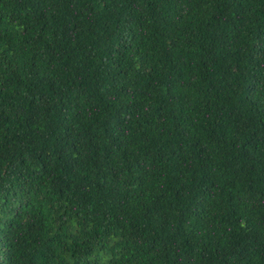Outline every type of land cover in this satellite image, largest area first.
I'll list each match as a JSON object with an SVG mask.
<instances>
[{
	"label": "trees",
	"instance_id": "16d2710c",
	"mask_svg": "<svg viewBox=\"0 0 264 264\" xmlns=\"http://www.w3.org/2000/svg\"><path fill=\"white\" fill-rule=\"evenodd\" d=\"M0 264H264V0H0Z\"/></svg>",
	"mask_w": 264,
	"mask_h": 264
}]
</instances>
